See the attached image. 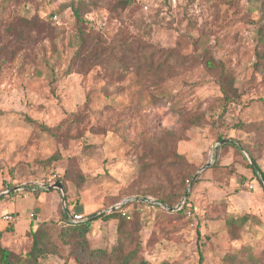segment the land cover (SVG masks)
<instances>
[{"label":"rangeland","instance_id":"rangeland-1","mask_svg":"<svg viewBox=\"0 0 264 264\" xmlns=\"http://www.w3.org/2000/svg\"><path fill=\"white\" fill-rule=\"evenodd\" d=\"M75 10L100 30L105 46L139 40L176 49V56L190 61L144 82L126 57L125 66L118 62V51H107L87 69L74 62ZM259 28L264 32V0H0V194L60 177L67 210L98 217L133 201L136 190L170 189L204 167L184 201L183 218L158 212L166 209L152 195L124 210L128 219L138 215V260L237 264L230 261L234 258L238 264H264V186L241 147L253 150L264 174V148L258 147L264 130V67H254L256 52L264 49L257 45ZM199 55L230 73L223 87L220 71L206 69ZM109 68L122 69V79H106ZM164 91L167 97L156 103L152 96ZM224 92L231 100L226 106ZM179 114L203 122L185 127ZM167 132L175 133L176 152L187 165L145 174L142 158L151 162L144 159L146 137L160 140ZM52 156L56 160L47 164ZM8 186L14 187L3 191ZM184 194L170 213L184 204ZM7 196H0L5 197L1 210L9 205ZM46 205L44 211L52 214L53 207ZM65 206L60 197L58 215L42 219L61 228ZM26 226L23 219L14 233L2 241L0 236V246L24 256L31 243ZM117 227L115 219L93 221L90 247L114 250ZM60 254L39 264H75L66 249Z\"/></svg>","mask_w":264,"mask_h":264},{"label":"trees","instance_id":"trees-1","mask_svg":"<svg viewBox=\"0 0 264 264\" xmlns=\"http://www.w3.org/2000/svg\"><path fill=\"white\" fill-rule=\"evenodd\" d=\"M74 19L78 42V47L74 55V62L78 65H85L88 67L87 69L97 66L107 51H118L122 56L118 59V62L122 66H125L127 58L131 67H133L138 80L144 82L145 80L152 78V80L159 79L161 75H165L170 72V70L185 67L188 61H190L188 57L176 56V49L153 48L152 46L139 40H134L133 42L127 44L119 39L117 43L121 45H114V42H111L108 46H105L104 41L98 35L101 33L99 32L100 30H94L92 23L87 18L85 12L75 10ZM263 33L264 32L261 31V28H259L257 45L261 48L264 46ZM200 56L201 59L199 63L203 64L206 69L211 71H220L219 83L220 86L223 87V85L229 81L230 73L226 72L222 64L220 62H216L213 58L206 57L205 55H199V57ZM256 60L257 62L254 64L255 68L264 67V49L261 52H256ZM114 69L116 68L108 69L106 79H109V81L112 79L114 80L115 78L122 79L124 76L122 69H120V72ZM85 71L87 72L88 70ZM159 81L160 80L156 81L155 84ZM224 94V102L226 106L227 103L231 102V100L227 98L225 92ZM163 97H167L165 91L152 96L156 103H159L161 99H164ZM179 118L185 127L190 124L198 126L203 122V119L199 116L187 117L183 114H179ZM259 132L263 134V140L260 141L258 147L263 149L264 130L260 129ZM146 138L147 139L145 141L148 143V146L144 150V159H150L151 162L145 163L142 158L141 164L145 174H147L146 172L151 168L161 169L162 167H167L175 169L187 165L184 157L176 152V146L173 142L176 138L175 133L167 132L166 134H163L160 140H155L154 136ZM219 141H222L221 138H219ZM222 142L224 145L230 144L232 146L240 147L238 144L234 145V143H227L225 141ZM241 147L249 154L252 160L253 164L250 165L251 169L255 174H258L261 183H264V174L261 173L256 165V160L253 157V150H249L244 146ZM54 160H56V156L49 158L47 160V164ZM65 177H67V172ZM64 180L65 179L60 177H55L52 182H60L63 187V193H66ZM191 180L192 174H189L187 177L181 178L179 184L171 186L170 189H167L166 186L156 185L147 187L143 190H136L135 194L137 197H135L133 201L126 202L119 209L113 210L102 216H88L86 221L79 223L70 222V219H73V216L65 206L63 213H59V221H64V225L61 228H58L52 221H43L38 223L35 230H31L30 228L29 231L31 239L29 251L24 256H21L20 254H16L9 249L0 246V264H39L40 260L46 259L48 256L60 257V249L62 248L66 249L67 256L73 259L75 264H145L144 261L138 260L141 246L136 238L137 228L134 227L137 224L138 215L136 214L134 220L133 218L127 219V217L122 216L119 211L121 209L125 210L129 207H136L140 203L139 200H136L137 198L144 199L143 197L152 195L156 197L155 199L158 204H162L168 208V210H164L158 207V212L165 215H172L173 213H176L178 217L183 218L186 216L184 210L187 202L178 208L177 211L172 213L169 211L174 209V207L179 204V201ZM52 182L47 181L41 183L40 185L48 187ZM13 187L14 186H8L3 191L9 190ZM25 187L27 186H22V189L37 196L39 192L36 190L38 185H29L28 187H31L29 190ZM138 193L141 195L139 196ZM13 194L15 193L13 192L8 194V196H12ZM64 199L66 200V196H64ZM113 205H111V207ZM99 219H115L118 221L117 231L118 236L120 237L117 239V246L114 250L108 251L107 249H92L89 245L87 234L91 230L93 221H97ZM232 223H235V221H229L228 225H231ZM126 227L130 232H132V237L125 231ZM10 230V228H7L6 231L10 232ZM199 261L201 262V259ZM230 261L237 264L239 263L234 258H231Z\"/></svg>","mask_w":264,"mask_h":264},{"label":"crops","instance_id":"crops-1","mask_svg":"<svg viewBox=\"0 0 264 264\" xmlns=\"http://www.w3.org/2000/svg\"><path fill=\"white\" fill-rule=\"evenodd\" d=\"M253 187V186H252ZM40 193L35 196L32 193H27L25 190L20 188L19 190L14 191L15 194L12 196H8V207L6 209H0V236L1 241L8 233L6 230L7 228H10V232L14 233L15 228L17 225H20L22 220L24 219L26 222L27 230L29 228L35 227L36 224L46 221L47 219H42L43 217H53V214L55 216L58 215L57 213V205L60 201V195L58 191L56 190H46V187H43L42 185H38L37 189ZM13 193V192H12ZM11 194V193H10ZM30 195L34 196V200H30ZM49 195V196H48ZM32 198V197H31ZM20 199L26 200L24 207H22V201L18 202ZM17 202V203H16ZM46 204H51L53 207L54 212L51 214L49 210V214H46L45 208H47ZM28 205V206H27ZM49 207V206H48ZM1 208V205H0ZM49 209V208H48ZM22 214V215H21ZM81 215L84 217V221L87 220V216H85L83 213H72ZM3 215H11L13 217V222L8 223L1 219ZM26 230L24 231L25 234Z\"/></svg>","mask_w":264,"mask_h":264},{"label":"water","instance_id":"water-1","mask_svg":"<svg viewBox=\"0 0 264 264\" xmlns=\"http://www.w3.org/2000/svg\"><path fill=\"white\" fill-rule=\"evenodd\" d=\"M204 169H205L204 167L201 168V169L199 170V172H198L197 174L194 175L192 181L189 183L188 189L186 190V192H185V194H184V196H183V199H182V202H181L182 204L184 203L185 199L187 198L188 193H189V190H190V188L192 187L193 182L197 179L198 174H199L201 171H203ZM19 189H20V188H13V189H11V190H9V191L4 192V194H0V196H3V195H5V194L12 193V192H14V191H16V190H19ZM52 189L58 191V193H59V195H60V197H61V203H62L63 206H65V200H64V193H63V187H62V184H61L60 182H55V183L51 184L50 186L46 187V190H52ZM131 200H132V199H131ZM131 200H130V201H131ZM125 203H126V202L124 201V202H122L121 204H119V205H117V206H114V207L110 208L109 211L111 212V211L115 210L117 207H119V206H121V205H123V204H125ZM158 205H160L161 207H163V208H165L166 210H168V208H167L166 206H164V205H162V204H158ZM178 207H179V206H178ZM172 211H173V209H172Z\"/></svg>","mask_w":264,"mask_h":264},{"label":"built area","instance_id":"built-area-1","mask_svg":"<svg viewBox=\"0 0 264 264\" xmlns=\"http://www.w3.org/2000/svg\"><path fill=\"white\" fill-rule=\"evenodd\" d=\"M262 185L264 186V183H262ZM250 188H251V186H250ZM132 201V200H131ZM126 202H130V200L129 201H126ZM146 203H148V202H146ZM149 204V203H148ZM150 204H151V206H153L155 203L153 202V203H151L150 202ZM158 205V204H157ZM122 206V205H121ZM121 206H119V207H117L116 209H119ZM115 209V210H116ZM120 213H121V215L122 216H126L127 217V219L129 218V214L126 212V211H124V210H120L119 211ZM72 216H73V219H70V222H72V223H79V222H83L84 221V217L83 216H81V215H75V214H72ZM1 219L3 220V221H5V222H8V223H11V222H13V217L11 216V215H3L2 217H1Z\"/></svg>","mask_w":264,"mask_h":264}]
</instances>
